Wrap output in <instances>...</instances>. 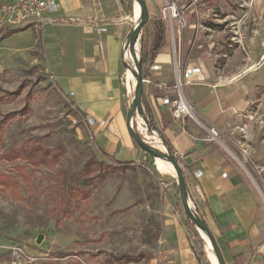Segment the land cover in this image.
Segmentation results:
<instances>
[{"label":"rangeland","instance_id":"1","mask_svg":"<svg viewBox=\"0 0 264 264\" xmlns=\"http://www.w3.org/2000/svg\"><path fill=\"white\" fill-rule=\"evenodd\" d=\"M145 1L148 17L138 35V57L142 58V52L144 55V79H151V46L157 18L165 21L166 43L171 48L175 75L183 69V60L190 52L192 55L196 45L208 51L215 66L220 63V81L224 82L239 73L237 68L241 65L249 63L250 71L254 59H260V51L264 50V0ZM124 2L131 23L132 0ZM9 31L0 25V36ZM46 33V44L42 29L36 28L0 37V96H9L0 99V154L36 142L65 149L60 162L52 168L33 169L19 159L0 161V173L16 174L17 170L30 173L29 183L16 175L21 184L20 198L12 197L8 190H0V264H145L149 258L138 254L151 257L156 254L168 182L177 190L178 207L184 213L174 168L164 170L161 164H168L167 161L142 149L144 157L138 162H115L100 152L85 114L59 87L60 80L56 81L53 69L57 77H62L70 67L64 68L63 59L59 62L56 55H51ZM125 60L129 67L121 62L120 82L129 107L136 77L128 50ZM257 74L260 83L254 93L260 99L250 106L251 113L247 116L250 125H242L234 133L228 130L226 136L236 141V136L243 135L244 138H238L244 143L241 160L251 158L255 169L263 167L264 172V61ZM15 91L16 96L3 95ZM183 93L186 94L185 88ZM12 111L16 112L14 118L4 120L3 116ZM136 119L141 122L139 134L148 143L160 146L155 142L159 139L150 137L141 118ZM192 120L201 122L196 113ZM196 124L207 130L211 138L225 141L203 122ZM258 169L256 176L248 169L244 174L249 176L264 203V175ZM75 187L86 190L87 196L82 198L76 192L73 195ZM70 197L71 217H63L57 202ZM186 226L203 264H217L200 228L188 218ZM39 234L42 238L37 242ZM122 254L138 258L114 260V256Z\"/></svg>","mask_w":264,"mask_h":264},{"label":"crops","instance_id":"2","mask_svg":"<svg viewBox=\"0 0 264 264\" xmlns=\"http://www.w3.org/2000/svg\"><path fill=\"white\" fill-rule=\"evenodd\" d=\"M55 2V12H44L42 36L46 44L49 33L51 55H56L59 62L63 59L64 68L70 67L62 77H57L53 69L59 87L67 95L73 92L70 96L85 118L104 121L87 126L103 155L119 163L141 161L144 153L125 129L128 98L120 82L121 53L134 22L136 3L132 0L131 24L124 0ZM260 52L250 71L249 63L235 66L239 73L225 82L220 81V63L215 66L205 48L196 45L192 55L190 52L183 58V69L203 71L199 81L185 87V95L201 119L196 123L213 128L223 136V142L211 138L191 118H176L170 106L162 102L163 97L175 95V70L167 43L151 62V79L143 84L145 115L172 146L183 171L188 199L208 224L226 264H239L234 260L236 254L242 255L241 264H264V203L244 174L248 169L256 176L258 168L251 158L241 160L244 143L238 138L243 135L236 136V141L226 136L228 130L234 133L242 125H250V106L260 99L254 93L260 83L257 72L264 61V50ZM133 122L138 130L141 122L136 118ZM167 163L161 168H172ZM262 168L258 173L264 175ZM171 184H167L161 209L160 254H154L145 264H203L186 226L187 218L178 207L177 190Z\"/></svg>","mask_w":264,"mask_h":264},{"label":"trees","instance_id":"3","mask_svg":"<svg viewBox=\"0 0 264 264\" xmlns=\"http://www.w3.org/2000/svg\"><path fill=\"white\" fill-rule=\"evenodd\" d=\"M170 2L174 0H169ZM18 32V30L14 31H9L1 34V38H5L8 35ZM167 41V30H166V25L165 21L162 18H157L155 23H154V36H153V41H152V46H151V59L153 60L156 55L159 53L160 49L162 46L166 43ZM144 55L142 52V58H141V63L144 62ZM17 95V92H7V94L3 95ZM4 97H9V96H0L1 98ZM16 112H7L4 116L3 119H12L14 118ZM149 121V120H148ZM150 125L151 122L149 121ZM163 137V136H162ZM166 147L168 151L172 154V156L175 158L176 161H178L177 157L175 156L174 150L172 146L166 141ZM65 152V149L63 146H57L55 149L43 146L39 142L37 143H32V144H22L18 147L10 148L8 151L2 152L0 154V161H6V162H12L15 160H22L25 163L31 165L33 169H37L40 166H44L47 168H52L56 164L60 162L62 154ZM99 164V163H98ZM183 173V171H182ZM20 176L21 179L25 183H29L30 180V173L26 171H21L17 170L16 174H8V173H0V190L5 189L8 190L10 195L14 198H20V188L21 184L20 181L18 180L17 176ZM79 193L82 198H85L87 196V191L83 190L82 188L75 187L72 190V193ZM70 198H66L65 201L63 202L62 199L57 202L58 207L57 209L60 211L61 215L63 217H71L72 211L68 207L70 204ZM194 211L197 213V211L194 209ZM198 214V213H197ZM201 217V216H200ZM139 257L141 258H150V255H144V254H138ZM138 256H133L129 254H122L119 256H114V260L116 261H122V260H129V259H137ZM241 254H236L234 255V260L241 264Z\"/></svg>","mask_w":264,"mask_h":264},{"label":"water","instance_id":"4","mask_svg":"<svg viewBox=\"0 0 264 264\" xmlns=\"http://www.w3.org/2000/svg\"><path fill=\"white\" fill-rule=\"evenodd\" d=\"M138 2L141 5V16L136 24H134L129 34L125 40L122 53H121V62L124 66L129 67V63L125 60V52L128 50L130 57L135 64V72L133 75L136 77V84L134 87V94L131 100V103L128 107L126 118H125V129L127 134L137 143V145L147 153L153 155L154 157H159L165 161H168L172 164L175 174H176V182H177V188L179 193V198L181 202L182 209L186 215V217L195 224L196 228H200L206 232V235L210 241L213 253L215 255L217 264H226V262L223 259V256L221 254V251L212 235V232L208 226V224L205 222L204 219H202L193 208H191L189 199H188V191L186 187V182L184 179V175L182 173V169L178 163V161L175 160V158L172 156V154L168 151L167 147L165 146V149H161L157 146H154L153 144L148 143L138 132L136 127L134 126V118L137 117V114L142 118L145 125L148 128V131H152V126L150 125L148 118L145 115L143 106H142V92H143V83L144 78L142 75V63L141 58L138 57L136 52L133 48V41L134 39H138V35L140 33V30L142 29V26L145 24L147 17H148V7L145 0H138ZM127 41V42H126ZM42 238V234H39L37 237V242H40Z\"/></svg>","mask_w":264,"mask_h":264},{"label":"built area","instance_id":"5","mask_svg":"<svg viewBox=\"0 0 264 264\" xmlns=\"http://www.w3.org/2000/svg\"><path fill=\"white\" fill-rule=\"evenodd\" d=\"M56 10L57 4L55 0H3L0 5V25L10 31L21 30L31 25L35 26L36 29H42L45 23L44 12H55ZM181 25H183V22H181ZM202 75L201 69H182L176 73V83L174 85L176 89L175 95L173 97L166 96L162 98V102L170 106L172 114L176 118L188 117L193 119L195 117L194 108L184 95L183 88L199 81ZM144 82L149 81L148 79H144ZM72 94L73 92H70L68 95L70 96ZM137 116L139 115L137 114ZM85 119L86 124L90 127L97 123L104 124V121L97 122L94 117H87ZM142 122L148 131L143 120ZM148 132L152 139H159V141L155 142H159L160 146L158 147L164 150L166 144L158 130L152 126V131ZM211 132L216 134L213 128ZM160 243L161 239L158 242L156 255L160 254Z\"/></svg>","mask_w":264,"mask_h":264},{"label":"bare ground","instance_id":"6","mask_svg":"<svg viewBox=\"0 0 264 264\" xmlns=\"http://www.w3.org/2000/svg\"><path fill=\"white\" fill-rule=\"evenodd\" d=\"M135 2H136V4H137V9H138V11H137V13H136V17H135V19H134V22H133V25L134 24H136L137 22H138V20H139V18H140V16H141V12H142V9H141V5H140V3L138 2V0H135ZM132 25V26H133ZM133 44H134V47H135V50H136V52H137V55H139V44H138V39H134V41H133ZM133 47V48H134ZM127 57V56H126ZM135 70H136V68H135ZM170 163V162H169ZM171 164V163H170ZM170 166H172V164L170 165ZM173 167V166H172ZM200 231V234L202 235V237L203 238H205V239H207L208 241H209V239H208V237H207V235H206V232L204 231V230H202V229H200L199 230ZM209 243H210V241H209ZM211 245V244H210Z\"/></svg>","mask_w":264,"mask_h":264}]
</instances>
